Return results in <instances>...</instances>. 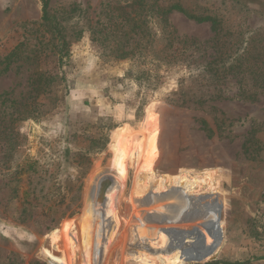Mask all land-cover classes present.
I'll return each mask as SVG.
<instances>
[{"label":"rangeland","instance_id":"rangeland-1","mask_svg":"<svg viewBox=\"0 0 264 264\" xmlns=\"http://www.w3.org/2000/svg\"><path fill=\"white\" fill-rule=\"evenodd\" d=\"M45 1L47 24L43 0L0 3V264H264V13ZM158 5L211 21L164 23ZM133 143L156 176L182 173L165 202ZM122 155L110 212L99 192Z\"/></svg>","mask_w":264,"mask_h":264},{"label":"trees","instance_id":"trees-1","mask_svg":"<svg viewBox=\"0 0 264 264\" xmlns=\"http://www.w3.org/2000/svg\"><path fill=\"white\" fill-rule=\"evenodd\" d=\"M114 1L115 0H108L104 4L106 11L110 7V4H112ZM143 1L144 0H135L134 4H136L135 6H137L140 10H145V8H143V6H144ZM156 4L157 3L154 2V4H152V6H149V7H154ZM46 9H47V1L43 0L42 21L47 24L50 22V17L48 16ZM113 9L119 10L116 8H113ZM158 10L161 13V16H163V18H161V19L164 23L167 22V16L174 10L181 12L182 14H184L186 17H188L190 19H194L198 23L211 21V19L209 17L208 18L207 17L196 18L192 15H189L187 12H185L182 8L178 7L177 5H170V6L158 5ZM146 11L148 12V10H146ZM112 13L110 14L107 22H109V20L112 18V16H113ZM139 16H141V14H139ZM138 21H140V20L138 19L137 22H135L136 28L140 27V26H138L139 25ZM110 22H111V20H110ZM106 25H107V23L103 24L102 28L107 29ZM58 45H60V52H63L64 48L67 46L65 41L61 42ZM62 58L63 57H59L58 63H62ZM38 79L39 80L42 79V81H44V82L46 81V79L43 78V74H41L38 77ZM42 94H44V92ZM140 148H141L140 146H137V149H136V145L133 143V148L131 149L132 150L131 153H133V155L135 153L136 157L139 160V164H138V168L140 169L139 171L145 172L148 176V179L150 180V186L148 189V196L150 195V197H153V198L155 197L156 200H160L162 202H165V201H163V199H158V197H156V196L162 197V195L169 193L172 189L176 190V188L179 187L178 183L181 180L182 173H180L178 176H175V177L166 176V175L165 176H156L150 169V165L154 162V160L156 158L155 150L152 148H149L147 144L144 147L142 146L141 149ZM214 176H215V173H209V172H207V173L203 172V173L197 174L192 178V185L196 188H199L201 186V184L208 185L209 187H211L210 181H211V178H213ZM137 181L138 180H136L135 184H137ZM148 196H147V199L149 198ZM151 204H152V202L150 201L149 205H151ZM162 206H164V205H162ZM171 209H172V207H171ZM75 213L76 212L72 213V215H74ZM64 232H67V230H65ZM66 234H68V233H66ZM135 260L136 259L134 257L131 258V261L134 264H136Z\"/></svg>","mask_w":264,"mask_h":264},{"label":"bare ground","instance_id":"bare-ground-1","mask_svg":"<svg viewBox=\"0 0 264 264\" xmlns=\"http://www.w3.org/2000/svg\"><path fill=\"white\" fill-rule=\"evenodd\" d=\"M113 171L115 173H114V176H113L112 179H110L108 177L109 175L107 176V174H106V176H105L106 177V179H105L106 182L104 183L103 188L99 192V198L101 200V203L105 202V198L107 199V209L109 211L112 209V203H113V197L111 195V191H113L114 193H117V194L120 193L121 190L123 189V184L125 183V180H126L127 165H126V162L124 161V156L123 155L119 159L118 167L116 169H114ZM115 198H116V194H115Z\"/></svg>","mask_w":264,"mask_h":264},{"label":"flooded vegetation","instance_id":"flooded-vegetation-1","mask_svg":"<svg viewBox=\"0 0 264 264\" xmlns=\"http://www.w3.org/2000/svg\"><path fill=\"white\" fill-rule=\"evenodd\" d=\"M2 0H0L1 3ZM238 1H247L250 8L260 10L264 13V0H238Z\"/></svg>","mask_w":264,"mask_h":264}]
</instances>
